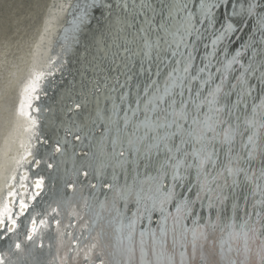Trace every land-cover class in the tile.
I'll use <instances>...</instances> for the list:
<instances>
[{
  "label": "water",
  "instance_id": "95a60500",
  "mask_svg": "<svg viewBox=\"0 0 264 264\" xmlns=\"http://www.w3.org/2000/svg\"><path fill=\"white\" fill-rule=\"evenodd\" d=\"M0 1V17H6L12 8L9 4L10 0ZM26 1L30 2V0ZM31 1L40 4V0ZM47 2L48 0H41L42 8L37 12L38 16L45 13ZM65 2H69L71 6L65 11L63 8L59 21L62 23L58 34L53 36L50 48V53L56 55L51 63L60 60L61 66L46 72L38 88L40 92L32 102L38 109L36 112L38 124L31 139V160L24 165V171H27L24 179L27 191L32 192V182L35 179L33 176L36 175L33 162L42 160L41 156L49 142L61 148L59 141L61 137L65 142L64 150L59 154V164L55 162L54 150L51 151L48 160L55 162L63 173L61 193L65 200L69 194V198L72 197L68 188L70 183L74 182L75 187L81 185V195H85L82 208H88L87 210L92 214L96 211L99 201L104 202L107 199L110 190L105 188L104 184L113 183L115 189L128 185H134L139 189L141 181L145 183L146 176L157 175L155 168H145L143 160L139 165H133L131 161L136 157L129 150L126 151L129 163L125 165V169L120 167L114 169L110 166L103 170L102 176L98 177L97 171L101 160H108L101 149L103 148L105 153L111 151L110 141L116 135V128L124 129L126 119L129 122L128 132L140 125L137 137L145 132L141 122L149 126L156 122L162 127L148 132L149 137L155 138L156 135L160 143L159 150L152 149L154 159L163 163L167 155H172L174 159L181 158L187 151L190 154L191 150L199 149V145L204 140L205 151L214 153L212 155L214 163L206 162L204 172H210L212 175L218 172L224 173L216 183L222 186V193L228 195V199L222 201L220 196H214L209 207L206 193L201 192L204 199L196 200V192L200 191L196 180L197 168L182 169L185 179L183 186H180L181 182H175L176 192L196 201L195 214L184 223L192 227L197 216L200 217V222L211 221L219 216L222 224L223 216L226 218L231 216L237 225L242 223L246 219L245 213L253 211L256 200L264 198L259 192L256 195L252 194L255 184L264 186V178L248 181L244 178L246 173L249 176L255 173V176L259 177L261 169H264V151H262L264 128L259 126L264 122V76H262L264 0H203V7L201 0H179L180 11L174 13V19L167 16L168 7H166L174 0H146L151 5L150 8H143L141 0L134 2L127 0V8L124 7L125 0H65ZM4 10L6 13L3 16ZM189 17L190 24L187 19ZM148 19L152 20V24L146 23ZM10 22L2 21L1 36H7L13 29L14 25ZM129 23L131 27L128 26ZM161 23H165L168 27V33L159 28ZM182 24H188L189 34L183 35V42L177 49L174 40L179 41L180 36L174 38L169 33L180 28V33L184 34L185 29L181 27ZM141 27L148 30V38L151 41L155 42L159 37L161 48L152 49L151 58L146 57L142 50L143 34L139 32ZM62 35L65 40L61 44ZM59 46H61L60 50H58ZM125 48L128 49L127 52L124 51ZM173 51H177L176 56L171 55ZM250 65L254 70L252 72L248 71ZM183 66L184 73L179 74ZM173 69L176 71L174 72ZM169 73L172 75L169 76ZM173 77H175L174 81ZM164 80L167 84L159 95L163 100L156 96L151 100V90L156 86L159 88ZM166 87L167 95L164 94ZM55 92L57 97L53 94ZM55 98V107L51 110L50 103ZM77 104L80 105L79 108L76 107ZM97 104L101 105L99 114L95 113ZM30 113H33L32 109ZM109 115L114 117V124L111 126L110 123L105 124L103 121V117L107 118ZM250 121L253 123H249ZM189 132L192 133L191 136ZM165 133L168 134V139L159 141V137ZM173 133L175 136L172 135ZM250 135H253L255 147L248 140ZM149 142L145 140L140 144L141 152ZM165 143L172 148V153H166ZM177 147L180 149L179 152L176 151ZM250 150L253 157L249 160ZM186 163L195 165L197 160L189 155ZM228 168L233 169V175H228L226 171ZM240 168L245 169V172L237 174ZM162 171H168L169 175L165 177V183H171L170 165ZM85 172L89 175L85 176ZM114 172L117 178L113 181ZM22 173L21 170L16 173L14 182L17 179L21 181ZM225 179L228 181V186H224ZM233 180L236 181L234 185ZM91 185L96 187L93 188ZM189 187L192 188L191 192L187 191ZM37 198L38 196L35 195L21 212L17 209V197L12 203L10 202L12 205L10 218L15 219L16 226L9 229L10 224H7V218L4 217L2 225L0 224V255L1 247L8 245V250L13 247L11 233L18 223L22 222V216ZM123 200L121 198L117 206V210L119 209L123 215L117 222L118 230L122 224L126 226L128 220L133 218L136 208L130 202L122 203ZM256 207L260 206L256 205ZM53 221V217L48 218L49 240L42 250L41 257H53L58 260L60 254L55 244L58 230L53 226L55 225ZM102 221L106 222L105 218H102ZM59 223L63 230L61 240L65 242L64 252L67 256L65 264L108 262L109 248L99 239L96 243L91 239L83 252L72 259L70 253L77 246L75 243L77 226L73 218L68 219L66 224ZM95 223L91 225V229L96 226ZM117 223L115 222L114 226ZM228 224L223 226L225 232L221 233L217 240L214 254L205 247L206 243L195 255L189 247L184 257L186 264H209L211 261L224 264L219 255V241L227 238ZM216 225L217 222L210 224V226ZM261 225H264V219L256 218L253 214L249 226L256 228L257 236L262 234L261 231L264 229ZM146 226L148 225L142 222L137 224L138 229ZM156 226L155 224L153 228ZM210 228L207 229L208 237L212 232H208ZM118 230L113 239V257L118 264H123L127 257L122 252ZM68 236L70 238L66 240ZM209 240L211 243L212 239ZM249 243L252 253L246 264H258V257L255 254L259 250L261 240L253 237ZM138 259L137 252L135 264H138ZM179 259L177 255V264ZM36 263L42 264L40 261Z\"/></svg>",
  "mask_w": 264,
  "mask_h": 264
},
{
  "label": "bare ground",
  "instance_id": "6f19581e",
  "mask_svg": "<svg viewBox=\"0 0 264 264\" xmlns=\"http://www.w3.org/2000/svg\"><path fill=\"white\" fill-rule=\"evenodd\" d=\"M9 4L12 8L6 17L11 19L0 17V224L2 225L5 217L7 218V224H10L9 229L16 226L15 219L10 218L12 209L10 202L12 203L15 197L18 200V212L24 210L28 204L27 202L30 203L35 195L38 198L33 201L30 208L27 209V213L22 216V222H19L11 233V239H13L11 250L7 249L8 245L1 247L0 264H37L36 261H40L42 264H65L67 256L64 252L65 242L61 240L63 239L61 237V232H63L61 230L62 225L59 222L66 224L70 218L74 219V223L77 226L75 228V243H77V246L70 253L72 259L83 252L91 239H93V243H96L99 239L103 245L109 248L110 257L106 264H118L113 257L112 245L116 230H118L117 222L123 217L119 209L117 210L118 202H120L121 198L117 194V189L112 188L107 194V199L104 202L102 200L99 201L96 211L91 214L87 210L88 208H82L85 198V195H81L82 186L75 187L74 182H72L69 185H74V187H68L72 197L69 198V194L67 200L64 199L61 193L63 173L60 172L55 163L58 162L59 164V154L64 150L65 140L63 137L59 138L61 148L49 142L46 151L41 156L42 160L33 162L36 175L33 176L35 179L32 182V192L27 191L26 182L24 181L27 174V171H24V165L31 160V139L36 131L35 126L38 124V116L36 114L38 109L32 102L34 98H37L38 92H40L38 88H40L46 72L61 66L60 60L51 63V60L56 55L53 56L50 53V48L53 36L58 34L59 26L62 23L59 21L63 8L65 11L71 5L69 2L66 3L65 0H48L44 9L45 13L42 16H38L37 12L42 8L41 0L40 4H35L31 0L30 2L26 0H10ZM5 13L6 10L2 12L3 16ZM62 16L65 19L64 15ZM3 20L11 21L10 23L14 25L7 36H1V23ZM60 38L62 44L65 38L63 35ZM60 49L61 46L58 47V50ZM179 71V74H183L184 66ZM174 79L175 77H173V81ZM166 84L167 81L164 80L159 88L156 86L151 90V100H153L154 96L158 98L162 94ZM53 94L57 97V92ZM55 102L56 98L50 103L49 108L51 110L55 107ZM96 107L95 113H101V105L97 104ZM30 109H32L33 113H30ZM50 109L49 112H51ZM112 117L111 115L107 118L103 117L105 124L110 123V126L113 125L114 117ZM154 124L157 125L158 123L153 122L150 127L153 125L155 128ZM132 131L130 130V132ZM155 139L158 142L156 135ZM205 144L206 142L203 140L199 145V149L205 150ZM57 148L60 150L57 151ZM51 151L55 152V162L48 160ZM192 152L191 150L190 153ZM96 163L99 164L97 160ZM112 163L111 161L110 164ZM235 163L236 160L233 162V166ZM69 165L71 166V160H69ZM20 170L23 171L20 178L21 181L17 179L14 182L15 175ZM38 183L39 187H37ZM145 183L141 181L138 188L143 187L146 190L152 181H145ZM7 196L9 197L7 198ZM91 202L93 203L94 201ZM125 202H130L133 206H136L135 195H127V198L122 203ZM16 215L18 216V214ZM49 217H53V224H55L53 226H56L55 228L58 230L57 239H55V244L60 254L58 260L53 259V257H41L42 250L49 240V232L47 233ZM154 217L158 219V214L154 213ZM223 217L222 224L221 220H217V218L211 221H199L201 224L207 222L209 227H211L208 232L212 231L209 235L212 241L211 243L210 240L207 241L205 247L212 253L215 251V244L222 233L220 229H224L223 226L232 219L231 216L228 218ZM102 218H105L106 222L103 223ZM94 222H96V226L94 225L91 229V225ZM115 222L117 224L114 226ZM215 222L218 225L210 226L211 223ZM21 224L26 225L22 226ZM142 224L148 225L147 221H142ZM155 224L154 220L150 226L153 227ZM191 224L190 226H192ZM261 232L264 234V229ZM262 234H258V236ZM69 238L68 236L66 240H69ZM209 264L217 263L216 261H211Z\"/></svg>",
  "mask_w": 264,
  "mask_h": 264
},
{
  "label": "snow or ice",
  "instance_id": "6c2138e0",
  "mask_svg": "<svg viewBox=\"0 0 264 264\" xmlns=\"http://www.w3.org/2000/svg\"><path fill=\"white\" fill-rule=\"evenodd\" d=\"M178 4L179 0H174L171 5H166V7H168V17L173 19L175 18L174 13L180 11ZM201 5L202 7L204 6L203 0H201ZM141 6L143 8L151 7L146 0H141ZM124 7H128L127 0L124 2ZM184 7H187V5H184ZM187 19L188 24H190V17ZM146 23L150 25L152 24V20L148 19ZM188 24L181 25V27L185 29L184 34L180 33V28H177L175 32L169 33L174 38L176 36H180L179 41L174 40L177 44V49H179V44L183 42V35L189 34ZM128 26L131 27V23H129ZM262 27H264V25H262ZM159 28L166 33L169 32L165 23H161ZM147 31L148 30L144 27L139 29V32L143 34L142 50L144 51V55L151 58V50L160 49L161 45L159 37H157V40L153 42L148 38ZM124 51L127 52L128 49L125 48ZM171 55L176 56L177 51H173ZM157 56H159V52H157ZM177 64H179V61H177ZM173 71L175 72L176 69H173ZM185 71H187V68H185ZM201 71H203V69H201ZM248 71H254L251 65L249 66ZM171 75L172 73H169V76ZM262 76H264V73H262ZM129 79H131V77H129ZM145 91H147V89H145ZM164 94H168L167 87L164 90ZM158 99L162 101L163 97H158ZM76 107L79 108L80 105L77 104ZM128 123L129 122L126 119L124 122V129L119 127L116 128V135L113 136L110 141V152L105 153L104 149H101L102 154L106 155L108 160H101L97 176H102L103 170L110 166L114 169L116 167L124 168L125 165L129 163L126 156V151L129 150L132 155L136 157L131 161L133 165H139L141 160H143V166L145 168H155L157 175L146 176V181H152L146 190L143 187L136 189L134 185H128L117 189V194L121 195L122 199H126L127 195L134 194L136 204L135 211L133 212V218L128 220L126 226L122 224L121 228L118 230L120 232L119 243L121 245L122 252L127 257L123 264H135L137 252L139 253L138 264H177V255L180 257L178 264H186L184 257L188 248L191 247L192 254L195 255L196 252L203 247V244L208 241L209 237L207 229L209 224L207 222L204 224L199 223V216H197V219L193 221L192 227H189L184 223L185 220L195 214L194 207L196 201L190 199L187 195L178 194L176 192L177 184L175 182L179 181L181 182L180 186H183L185 173L182 169H191L196 167V180L200 188V191L196 192V200L204 199L205 197L201 195V192L206 193L207 199L209 200V207H211V200L214 196H220L222 201L228 199V195H224L222 193V186L219 183H216V181H218L224 173L218 172L216 175H212L210 172H204L206 162L214 163L212 160V155L214 153H209L204 149H197L190 154L185 153L178 159H174L172 155H167L163 163H161L152 156V149L156 148L159 150L160 143L156 142L154 137H149L148 132L155 131V128L162 127V125L157 124L154 128L150 127L145 122H141L144 124V128L146 130L142 136L137 137L136 134L139 131L140 125H137L136 128L129 133L127 131ZM249 123L253 122L250 121ZM259 126L260 128H264V122L260 123ZM254 134L255 133H253V135ZM172 135L175 136V133ZM191 135L192 133L189 132V136ZM253 135H250L248 140L253 144V147H255ZM77 139H79V137H77ZM167 139V133L159 137V141H166ZM145 140L150 142L145 145L143 152H141L140 144ZM59 150L60 149L57 148V151ZM164 150L166 153H172V148L168 147L166 143ZM176 151H180L179 147H177ZM262 151H264V149H262ZM189 155L196 158L197 163L195 165L192 163H186ZM252 157L253 153L250 150L248 153V159L250 160ZM108 161H113L114 163L110 164ZM167 165H170L171 183H165V177H167L169 173L168 171H162V169H165ZM226 171L229 176L233 175L232 168H228ZM241 172H245V169H238L237 174ZM84 175L87 176L89 173L85 172ZM116 178L117 177L114 172L112 177L113 181ZM244 178L246 181L264 178V169H261L259 177H256L255 173H252L251 176L246 173ZM133 179L135 181V176ZM213 184H215L214 187ZM232 184H236V181L233 180ZM69 186L74 187V185ZM91 186L93 188L96 187L95 185ZM103 186L111 190L114 187V184L106 183ZM224 186H228L227 179H225ZM37 187H39V183L37 184ZM187 191L191 192L192 188L189 187ZM257 192L264 197V186H261L259 183L255 184L252 194L256 195ZM169 205H171V208H169ZM256 205H259L260 207L257 208ZM154 213L158 214V219L154 217ZM253 214L256 218L264 219V198L256 200L255 205H253V211L246 212V219L239 225L236 224L234 219H230L227 226L229 229L227 238L219 241V255L224 264H246L249 255L252 253L249 242L253 239V237L261 240L259 250L255 255L258 257V264H264V234L257 236L256 228L249 226V220H252ZM154 220L157 225L155 228L150 226ZM217 220H219V216L217 217ZM142 221H147L148 226L138 229L137 224ZM261 227H264V225H261ZM220 231L223 233L225 230L220 229ZM17 247H19V245H17Z\"/></svg>",
  "mask_w": 264,
  "mask_h": 264
}]
</instances>
